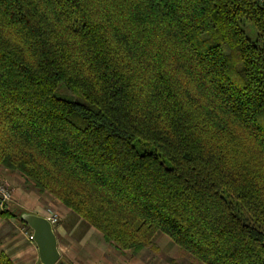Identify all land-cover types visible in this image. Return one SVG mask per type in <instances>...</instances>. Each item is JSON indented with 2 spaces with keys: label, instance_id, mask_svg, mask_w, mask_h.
Wrapping results in <instances>:
<instances>
[{
  "label": "trees",
  "instance_id": "trees-1",
  "mask_svg": "<svg viewBox=\"0 0 264 264\" xmlns=\"http://www.w3.org/2000/svg\"><path fill=\"white\" fill-rule=\"evenodd\" d=\"M0 170L119 250L264 264V0H0Z\"/></svg>",
  "mask_w": 264,
  "mask_h": 264
},
{
  "label": "crops",
  "instance_id": "crops-1",
  "mask_svg": "<svg viewBox=\"0 0 264 264\" xmlns=\"http://www.w3.org/2000/svg\"><path fill=\"white\" fill-rule=\"evenodd\" d=\"M5 172H11L6 173L7 177H17L13 171ZM15 192L21 206L18 212L42 215L37 204L30 202L32 195H24L22 191L18 193V189ZM61 210L64 213L63 220L52 227L60 262L64 264H159V256L154 253L156 248L160 249L163 256L175 251L173 242L159 232L152 238L155 250L145 248L138 253L133 250L120 251L106 243L100 232L68 209L63 207ZM16 219L0 218V264H40L37 248L30 239V231L24 229L23 223Z\"/></svg>",
  "mask_w": 264,
  "mask_h": 264
},
{
  "label": "rangeland",
  "instance_id": "rangeland-1",
  "mask_svg": "<svg viewBox=\"0 0 264 264\" xmlns=\"http://www.w3.org/2000/svg\"><path fill=\"white\" fill-rule=\"evenodd\" d=\"M5 171H12V170H0V185H2V187H4L7 190L6 198L0 197V213L1 212L4 213L5 211L6 212L8 211L10 214H12V217L8 219H13V214H15L16 211L21 210L20 203L18 202L15 196V193L17 192V191L15 192V190L18 189V193L22 191L24 195L27 194L32 195L31 198L33 200L30 198L31 199L30 202H35L37 204V206L39 207L38 211L42 214L41 216L46 217L50 214L56 215L57 217L56 225L60 224V222L64 218L63 216L64 213L61 210L64 206L61 203L56 201L53 197L49 196L47 193H42V194L38 193L35 189H33L32 184L27 182V180L16 171L13 172L17 174V177L11 175L7 177L6 173H11V172H5ZM0 218L3 220L4 219L8 220L7 218L1 216ZM22 227H24V229H28L27 226L24 224H22ZM174 247H175V251L170 253L168 256H163L159 248L158 249L156 248L155 250L153 244L151 247H148L146 249L154 248L153 250L156 251L154 253H156L160 259L159 264H198L188 254H186L176 245H174ZM143 249L145 248L139 250H133V249L132 250L138 253ZM120 251H124V250H120Z\"/></svg>",
  "mask_w": 264,
  "mask_h": 264
},
{
  "label": "water",
  "instance_id": "water-1",
  "mask_svg": "<svg viewBox=\"0 0 264 264\" xmlns=\"http://www.w3.org/2000/svg\"><path fill=\"white\" fill-rule=\"evenodd\" d=\"M17 217L31 231L30 239L37 248L40 264H64L60 262L51 223L41 215L24 211H19Z\"/></svg>",
  "mask_w": 264,
  "mask_h": 264
},
{
  "label": "built area",
  "instance_id": "built-area-1",
  "mask_svg": "<svg viewBox=\"0 0 264 264\" xmlns=\"http://www.w3.org/2000/svg\"><path fill=\"white\" fill-rule=\"evenodd\" d=\"M6 196H7V190L4 187H2V185H0V197L6 198ZM45 218L51 223L52 226L56 225L57 223L56 215L50 214L46 216Z\"/></svg>",
  "mask_w": 264,
  "mask_h": 264
}]
</instances>
